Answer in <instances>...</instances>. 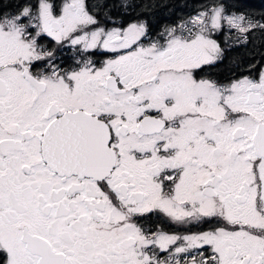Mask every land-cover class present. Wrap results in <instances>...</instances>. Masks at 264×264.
Returning <instances> with one entry per match:
<instances>
[{"label":"flooded vegetation","instance_id":"flooded-vegetation-1","mask_svg":"<svg viewBox=\"0 0 264 264\" xmlns=\"http://www.w3.org/2000/svg\"><path fill=\"white\" fill-rule=\"evenodd\" d=\"M117 2L0 8L6 264H264V63L230 67L248 15L153 33ZM67 117L96 121L93 167Z\"/></svg>","mask_w":264,"mask_h":264},{"label":"trees","instance_id":"trees-1","mask_svg":"<svg viewBox=\"0 0 264 264\" xmlns=\"http://www.w3.org/2000/svg\"><path fill=\"white\" fill-rule=\"evenodd\" d=\"M116 5L124 6L125 16L133 20H145L148 29L157 33L165 27L203 11L209 6H223L225 10L245 13L257 25L248 29V49L245 45L230 50L233 62L230 67L239 70L246 64L248 72L264 63V0H121ZM24 0H0V8L15 6ZM222 65L220 72H224ZM220 73V74H221ZM0 264H6L5 254L0 247Z\"/></svg>","mask_w":264,"mask_h":264},{"label":"water","instance_id":"water-1","mask_svg":"<svg viewBox=\"0 0 264 264\" xmlns=\"http://www.w3.org/2000/svg\"><path fill=\"white\" fill-rule=\"evenodd\" d=\"M86 121H84L82 123V125H75V124H72V122H70V117H67V118H64L60 125H59V130L58 132L61 133V134H64V135H68L70 136V140L71 141H74L78 144H81L83 145V148L85 149V161H84V164L86 166H92L93 167V164H94V161H93V156L91 155V153L89 152L88 150V147H87V139H86V135L89 133V127L92 126V131L94 133H97L96 132V128L98 127L97 124H96V121H93V122H90L86 117H84ZM103 160L104 162L106 163L107 160H108V163L110 162L111 160V156L110 154H108L105 158V155L103 156Z\"/></svg>","mask_w":264,"mask_h":264},{"label":"rangeland","instance_id":"rangeland-1","mask_svg":"<svg viewBox=\"0 0 264 264\" xmlns=\"http://www.w3.org/2000/svg\"><path fill=\"white\" fill-rule=\"evenodd\" d=\"M221 15H222V11H221V8L219 7L218 11L212 17H210V21L218 22ZM227 20L230 21L231 19L227 18ZM254 25H257L256 22L253 19L248 18V29Z\"/></svg>","mask_w":264,"mask_h":264}]
</instances>
